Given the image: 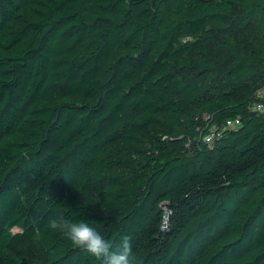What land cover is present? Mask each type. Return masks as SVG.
<instances>
[{"label":"trees","instance_id":"1","mask_svg":"<svg viewBox=\"0 0 264 264\" xmlns=\"http://www.w3.org/2000/svg\"><path fill=\"white\" fill-rule=\"evenodd\" d=\"M263 86L264 0H0V264H264Z\"/></svg>","mask_w":264,"mask_h":264},{"label":"clouds","instance_id":"2","mask_svg":"<svg viewBox=\"0 0 264 264\" xmlns=\"http://www.w3.org/2000/svg\"><path fill=\"white\" fill-rule=\"evenodd\" d=\"M48 225L58 230L73 246L101 260L102 264H140L127 235L121 236L119 243L113 247L96 227L86 221H70L55 216L49 219Z\"/></svg>","mask_w":264,"mask_h":264},{"label":"built area","instance_id":"3","mask_svg":"<svg viewBox=\"0 0 264 264\" xmlns=\"http://www.w3.org/2000/svg\"><path fill=\"white\" fill-rule=\"evenodd\" d=\"M255 102L250 106V110H252L253 112H256L260 115H264V86L260 87L256 90L255 92ZM242 125V121L240 118H236V119H230L226 121V124L224 125V129H230V130H236L238 128H240ZM222 129L221 130H216L213 129V131L204 136L203 139L207 142V143H211L213 142V140L215 139V137H219L221 135ZM166 220L164 224H166Z\"/></svg>","mask_w":264,"mask_h":264}]
</instances>
